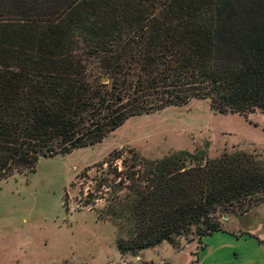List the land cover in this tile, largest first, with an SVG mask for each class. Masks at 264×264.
Here are the masks:
<instances>
[{
	"label": "trees",
	"instance_id": "trees-1",
	"mask_svg": "<svg viewBox=\"0 0 264 264\" xmlns=\"http://www.w3.org/2000/svg\"><path fill=\"white\" fill-rule=\"evenodd\" d=\"M192 100L264 115V0H0V182ZM142 164L107 208L130 225L120 253L189 235L203 250L221 216L264 202L254 154Z\"/></svg>",
	"mask_w": 264,
	"mask_h": 264
},
{
	"label": "rangeland",
	"instance_id": "rangeland-1",
	"mask_svg": "<svg viewBox=\"0 0 264 264\" xmlns=\"http://www.w3.org/2000/svg\"><path fill=\"white\" fill-rule=\"evenodd\" d=\"M213 109L208 101L192 100L130 118L93 147L41 159L35 173L0 182V264H196L194 235L174 246L120 253L117 242L130 225L117 226L107 208L121 194V174L179 151L202 152L206 159L244 152L264 161V115ZM219 224L236 237L257 240L264 254V202L245 215H223ZM237 252L239 259L253 254L242 243Z\"/></svg>",
	"mask_w": 264,
	"mask_h": 264
},
{
	"label": "crops",
	"instance_id": "crops-1",
	"mask_svg": "<svg viewBox=\"0 0 264 264\" xmlns=\"http://www.w3.org/2000/svg\"><path fill=\"white\" fill-rule=\"evenodd\" d=\"M203 240L205 248L199 251L196 264H264L262 246L257 240L246 235L244 237H236L223 231L208 236ZM212 241H215L216 244H212ZM241 243L252 249L253 254L251 253L247 257L242 256L239 259L237 249L241 247Z\"/></svg>",
	"mask_w": 264,
	"mask_h": 264
},
{
	"label": "water",
	"instance_id": "water-1",
	"mask_svg": "<svg viewBox=\"0 0 264 264\" xmlns=\"http://www.w3.org/2000/svg\"><path fill=\"white\" fill-rule=\"evenodd\" d=\"M102 82L104 83L105 82V79H102ZM213 110H215V109H213Z\"/></svg>",
	"mask_w": 264,
	"mask_h": 264
}]
</instances>
